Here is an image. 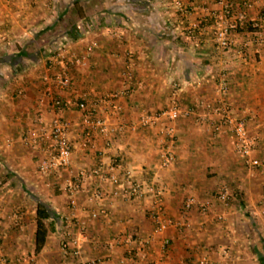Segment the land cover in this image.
<instances>
[{
	"label": "crops",
	"instance_id": "crops-1",
	"mask_svg": "<svg viewBox=\"0 0 264 264\" xmlns=\"http://www.w3.org/2000/svg\"><path fill=\"white\" fill-rule=\"evenodd\" d=\"M74 1L85 14L75 35L65 19L59 21ZM180 1L183 10L173 0H0V240L10 264H199L202 257L264 264V167L236 155L228 126H212L221 116L215 109L226 108L245 122L254 140L252 157L264 160V0H230L246 15L230 50L214 38L216 0ZM91 42L96 46L86 54ZM61 44L86 55V64L73 66L70 85L56 89L52 77ZM127 53L130 76L123 74ZM111 94L117 96L105 101ZM57 98L61 107L53 104ZM78 101L121 129L87 138ZM173 105L188 114L138 125L144 114ZM54 115L67 122L71 162L45 174L38 169L39 152L23 137ZM166 151L174 160L162 167ZM96 167L120 177L128 171L143 193L113 194L116 186L99 177L87 179L75 195L66 190L79 170ZM149 185L163 188L164 213L174 221L161 233L153 231ZM224 186L227 204L217 197ZM95 190L102 195L95 198ZM189 197L209 206L184 211ZM38 203L50 217L45 242L35 252ZM67 230L78 239V256L61 249ZM164 238L169 245L161 256Z\"/></svg>",
	"mask_w": 264,
	"mask_h": 264
},
{
	"label": "built area",
	"instance_id": "built-area-1",
	"mask_svg": "<svg viewBox=\"0 0 264 264\" xmlns=\"http://www.w3.org/2000/svg\"><path fill=\"white\" fill-rule=\"evenodd\" d=\"M216 3L220 7V11L213 13L215 18V23L213 25V34L218 46L224 50H230L233 45L232 35L239 28L242 21L245 20L244 10L235 9L231 4L230 0H216ZM173 4L177 9L183 10V5L180 0H173ZM250 3L247 1L243 2L244 7H248ZM76 28L81 29V26L77 24ZM263 40L259 38V42ZM96 46L95 42H91L86 47V54L90 53ZM56 57L60 63L56 74L52 77V83L56 89H65L70 85V74L69 71L73 66H84L86 64V55L79 56L73 52H70L64 44L60 45V48L56 51ZM129 60V66L123 72L125 76L131 75V65H132V54L127 53ZM220 88L222 91H226L227 84L225 80L220 83ZM47 94H51V90H48ZM117 94H111L106 97L105 101L109 102L111 99L115 98ZM53 104L55 107H61L63 105L60 99H54ZM75 106L83 111V121L86 125L85 135L87 138H91L93 132H97L103 135L109 133H114L117 129L121 127H109L106 120L101 117H95L92 110H90L84 101L75 102ZM216 112L220 116L218 122H213L212 126L214 130L219 131L221 126H228L231 136L232 143L235 149L236 155L244 161V163L253 167H264V160L252 157V151L254 148V140L249 134L247 126L243 120L236 119L228 114L226 108L217 107ZM181 114H188V111H182L177 105H173L153 113H146L141 116L138 120V125L141 127L152 126L161 117H167L168 119H176ZM67 122L64 121L60 116L54 115L51 120L40 127L38 130H29L23 137V141L32 150L39 152L38 169L41 173L50 174L57 172L63 168H67L71 162V144L67 133ZM174 160V154L171 151H166L161 154V166L167 167ZM92 177H99L105 179L116 186L113 194H118L119 191L125 194L139 196L143 193L142 184L135 181L128 171H125L123 176L120 177L116 174L106 175L101 167H96L91 171L79 170L77 174L69 180L66 190L71 194L75 195L77 192L83 189L84 183L87 179ZM152 195V205L149 210L150 218L153 222V231L155 233H161L167 227L174 224V221L167 217L164 213L162 205V195L163 188L149 185L146 187ZM102 192L95 190L93 196L99 197ZM218 199L227 204L230 198L229 188L222 187L217 194ZM194 205H196L200 210H205L209 206L208 202L197 203L194 198H186L183 202V210L188 211ZM92 217L97 216V212H91ZM218 219H222L223 215H217ZM14 225H19L18 214L12 216ZM85 228L84 223L81 224L80 230L83 231ZM169 245V240L167 238L162 239L160 249L161 256ZM61 249L63 252H69L73 256H78L80 254V245L77 237H75L70 231H65L63 233V238L61 241ZM0 264H10L4 257L1 251V240H0ZM80 264H104L99 259H91L89 261L81 262ZM199 264H218L210 261L206 257H202Z\"/></svg>",
	"mask_w": 264,
	"mask_h": 264
},
{
	"label": "trees",
	"instance_id": "trees-1",
	"mask_svg": "<svg viewBox=\"0 0 264 264\" xmlns=\"http://www.w3.org/2000/svg\"><path fill=\"white\" fill-rule=\"evenodd\" d=\"M72 10L67 13V19L65 17L59 18V21H66V28L69 33L77 34L75 30L76 22L82 20L85 17L83 8L79 5L77 1H74L72 6ZM37 217H36V231H35V252H38L44 242L47 233V227L45 224V220L50 217V213L44 204L38 203L37 206Z\"/></svg>",
	"mask_w": 264,
	"mask_h": 264
},
{
	"label": "rangeland",
	"instance_id": "rangeland-1",
	"mask_svg": "<svg viewBox=\"0 0 264 264\" xmlns=\"http://www.w3.org/2000/svg\"><path fill=\"white\" fill-rule=\"evenodd\" d=\"M65 19H66V18H65ZM59 29L62 30L61 28H57V30H59Z\"/></svg>",
	"mask_w": 264,
	"mask_h": 264
}]
</instances>
